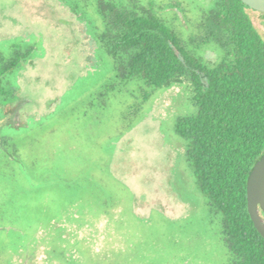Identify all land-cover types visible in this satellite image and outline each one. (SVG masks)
Instances as JSON below:
<instances>
[{
  "label": "rangeland",
  "instance_id": "obj_1",
  "mask_svg": "<svg viewBox=\"0 0 264 264\" xmlns=\"http://www.w3.org/2000/svg\"><path fill=\"white\" fill-rule=\"evenodd\" d=\"M94 1L84 4L87 33L60 0H0V51L33 48L10 76L28 126L13 159L0 153V264H231L172 127L190 109L189 85L145 103L130 81L99 96L113 64L93 41ZM152 1L184 38L212 4ZM249 12L264 38L263 18ZM201 54L213 64L220 49Z\"/></svg>",
  "mask_w": 264,
  "mask_h": 264
},
{
  "label": "trees",
  "instance_id": "obj_2",
  "mask_svg": "<svg viewBox=\"0 0 264 264\" xmlns=\"http://www.w3.org/2000/svg\"><path fill=\"white\" fill-rule=\"evenodd\" d=\"M60 1L83 31L90 32L86 0ZM94 6L93 41L113 64L110 82L105 81L99 96L130 81L140 88L145 103L158 89L189 85L190 109L172 127L184 143L195 185L219 220L230 263L264 264V236L251 220L246 193L249 172L264 155V38L249 11L264 21L263 13L242 0H212L199 14L197 32L184 38L152 0H95ZM209 43L220 49L213 64L201 54ZM30 52L18 43L9 56L0 51V99L8 92L3 78Z\"/></svg>",
  "mask_w": 264,
  "mask_h": 264
},
{
  "label": "flooded vegetation",
  "instance_id": "obj_3",
  "mask_svg": "<svg viewBox=\"0 0 264 264\" xmlns=\"http://www.w3.org/2000/svg\"><path fill=\"white\" fill-rule=\"evenodd\" d=\"M29 48L31 49L29 55H31L33 53V48L30 45L28 49ZM93 71L98 74L95 69ZM12 74L13 72L3 78V85L8 92L5 94L6 100H3V98L0 99V153L6 154L13 159L18 152L16 147L13 146L12 141L14 140L15 135H17V133L22 129V126L27 127L28 125H23L26 119L21 112V106L23 104L22 101H14L16 87L10 77ZM16 105H18L19 108H15ZM27 122L30 127L34 126L30 119H28ZM260 214L264 217V213L261 210Z\"/></svg>",
  "mask_w": 264,
  "mask_h": 264
},
{
  "label": "water",
  "instance_id": "obj_4",
  "mask_svg": "<svg viewBox=\"0 0 264 264\" xmlns=\"http://www.w3.org/2000/svg\"><path fill=\"white\" fill-rule=\"evenodd\" d=\"M250 8L264 15V0H242ZM247 209L256 229L264 236V155L249 172L246 184Z\"/></svg>",
  "mask_w": 264,
  "mask_h": 264
}]
</instances>
